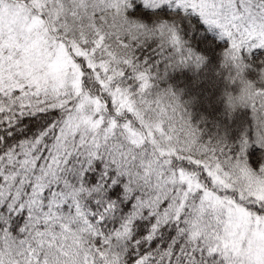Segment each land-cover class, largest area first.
Instances as JSON below:
<instances>
[{"label": "snow or ice", "instance_id": "obj_1", "mask_svg": "<svg viewBox=\"0 0 264 264\" xmlns=\"http://www.w3.org/2000/svg\"><path fill=\"white\" fill-rule=\"evenodd\" d=\"M0 264H264V0H0Z\"/></svg>", "mask_w": 264, "mask_h": 264}]
</instances>
